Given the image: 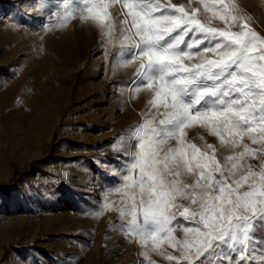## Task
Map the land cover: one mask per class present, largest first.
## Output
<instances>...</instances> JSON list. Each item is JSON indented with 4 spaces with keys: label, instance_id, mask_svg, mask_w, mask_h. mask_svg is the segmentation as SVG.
<instances>
[{
    "label": "snow or ice",
    "instance_id": "obj_1",
    "mask_svg": "<svg viewBox=\"0 0 264 264\" xmlns=\"http://www.w3.org/2000/svg\"><path fill=\"white\" fill-rule=\"evenodd\" d=\"M79 2L74 16L77 9L64 0V20L94 24L103 39L118 40L123 64L138 61L134 93H151L144 119L112 145L123 154L122 170L94 214L118 212L147 264H155L152 252L171 264H264V36L226 0ZM29 3L44 25L40 0ZM116 4L119 33L109 11ZM214 20L223 27L211 26ZM195 126L230 154L220 158L213 144L188 140ZM113 195L119 199L109 202Z\"/></svg>",
    "mask_w": 264,
    "mask_h": 264
},
{
    "label": "rangeland",
    "instance_id": "obj_2",
    "mask_svg": "<svg viewBox=\"0 0 264 264\" xmlns=\"http://www.w3.org/2000/svg\"><path fill=\"white\" fill-rule=\"evenodd\" d=\"M63 2L40 0L42 25L29 0H0V264H147L139 238L117 223L118 212L94 213L122 170L123 154L112 145L144 119L151 93H134L138 61L123 64L119 41L103 39L94 24L64 20ZM226 2L264 36V0ZM69 4L78 16L82 4ZM109 11L119 33L121 5ZM198 18L205 20L202 7ZM21 19L27 23L18 27L13 21ZM202 134L195 126L187 138L200 147ZM150 259L171 264L157 252Z\"/></svg>",
    "mask_w": 264,
    "mask_h": 264
},
{
    "label": "crops",
    "instance_id": "obj_3",
    "mask_svg": "<svg viewBox=\"0 0 264 264\" xmlns=\"http://www.w3.org/2000/svg\"><path fill=\"white\" fill-rule=\"evenodd\" d=\"M201 129L203 132L202 136L204 137L203 140L200 139L201 140V145H200L201 148H203L205 143L213 144L214 146L217 147V149H218L217 154H218V157H220V158H222L223 156L228 155L230 153L228 149H221L219 147V141L216 137L209 135L205 129H203V128H201Z\"/></svg>",
    "mask_w": 264,
    "mask_h": 264
},
{
    "label": "bare ground",
    "instance_id": "obj_4",
    "mask_svg": "<svg viewBox=\"0 0 264 264\" xmlns=\"http://www.w3.org/2000/svg\"><path fill=\"white\" fill-rule=\"evenodd\" d=\"M102 58L101 54L100 55H97L95 57V61L94 62H99V60ZM94 188H95V183L94 182H91V184L89 185V189H88V193L89 195H91L94 191Z\"/></svg>",
    "mask_w": 264,
    "mask_h": 264
}]
</instances>
